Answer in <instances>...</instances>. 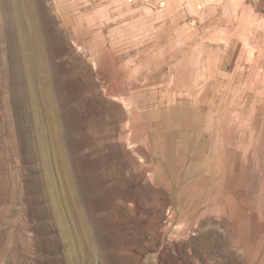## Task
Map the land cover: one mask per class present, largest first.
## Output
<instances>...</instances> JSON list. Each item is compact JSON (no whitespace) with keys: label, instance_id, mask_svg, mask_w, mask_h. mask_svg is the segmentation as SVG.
Instances as JSON below:
<instances>
[{"label":"rangeland","instance_id":"obj_1","mask_svg":"<svg viewBox=\"0 0 264 264\" xmlns=\"http://www.w3.org/2000/svg\"><path fill=\"white\" fill-rule=\"evenodd\" d=\"M0 264H264V0H0Z\"/></svg>","mask_w":264,"mask_h":264},{"label":"bare ground","instance_id":"obj_2","mask_svg":"<svg viewBox=\"0 0 264 264\" xmlns=\"http://www.w3.org/2000/svg\"><path fill=\"white\" fill-rule=\"evenodd\" d=\"M166 165V164H165Z\"/></svg>","mask_w":264,"mask_h":264}]
</instances>
